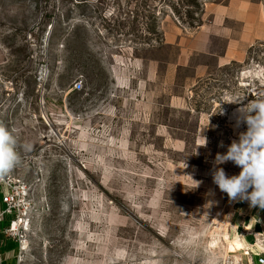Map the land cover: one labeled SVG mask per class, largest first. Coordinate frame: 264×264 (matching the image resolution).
Listing matches in <instances>:
<instances>
[{"label": "rangeland", "instance_id": "rangeland-1", "mask_svg": "<svg viewBox=\"0 0 264 264\" xmlns=\"http://www.w3.org/2000/svg\"><path fill=\"white\" fill-rule=\"evenodd\" d=\"M216 3L227 0H0V124L31 194L24 264L242 263L228 246L244 201L212 173L241 171L214 163L231 144L219 110L236 73L264 63V41L200 80L174 45Z\"/></svg>", "mask_w": 264, "mask_h": 264}, {"label": "crops", "instance_id": "crops-1", "mask_svg": "<svg viewBox=\"0 0 264 264\" xmlns=\"http://www.w3.org/2000/svg\"><path fill=\"white\" fill-rule=\"evenodd\" d=\"M212 5L208 15L213 16L208 23L188 37H178L174 43L177 68H191L198 80L218 76L233 64L244 65L249 52L259 49L264 41V7L261 0H227L225 4ZM5 190L0 187V212ZM243 205L250 206L245 202ZM242 207L233 214L232 227L237 237L229 241L228 249L233 252L243 250L241 264H246L259 253V248L254 246V234H264V209L257 206L243 210ZM7 223H0V251L5 261L11 259L16 263L18 244L17 249L10 248L9 243L16 242L5 234ZM236 241L242 245L239 249H234ZM246 252L249 256L245 255Z\"/></svg>", "mask_w": 264, "mask_h": 264}, {"label": "clouds", "instance_id": "clouds-1", "mask_svg": "<svg viewBox=\"0 0 264 264\" xmlns=\"http://www.w3.org/2000/svg\"><path fill=\"white\" fill-rule=\"evenodd\" d=\"M245 97V96H244ZM244 97H235L223 103L240 104ZM222 104V103H221ZM222 113V109L219 110ZM247 130L239 134L238 141L234 140L225 154H217L215 165L232 161L240 167L238 175L228 176L223 168L216 167L212 173L213 182L227 194L229 200H247L250 207L264 209V94L251 100L246 106L239 108ZM207 145V139L201 146ZM17 139L13 132L0 124V178L9 174L20 163V156L16 151ZM31 151L32 145H25ZM185 167L187 164L185 163ZM191 189L198 188L201 181L193 179ZM251 189V191H249ZM218 257L211 256L205 264H216Z\"/></svg>", "mask_w": 264, "mask_h": 264}, {"label": "built area", "instance_id": "built-area-1", "mask_svg": "<svg viewBox=\"0 0 264 264\" xmlns=\"http://www.w3.org/2000/svg\"><path fill=\"white\" fill-rule=\"evenodd\" d=\"M263 48L260 46L259 50ZM261 54L262 50H260ZM223 78L226 80L227 75ZM225 82V81H223ZM264 94V63L252 59L247 65L234 76L233 87L229 90L225 89V100L244 97L240 104L223 103V111L221 113L222 127L228 136V140L232 143L238 141L239 134L247 130L245 123H239L238 119H242L238 112L239 108L246 106L251 100L257 96ZM0 187L6 189L2 197V209L0 212V223L8 222L5 227V234L18 244V252L15 264H24V253L27 248V231L30 225L31 212L29 207L30 190L28 186L20 180H15L11 173L0 178ZM251 191V189H250ZM249 204L247 200H242ZM254 246L259 248V253L255 259L248 260L246 264H264V234H254ZM249 256V253H245ZM5 260L0 251V264H4Z\"/></svg>", "mask_w": 264, "mask_h": 264}, {"label": "bare ground", "instance_id": "bare-ground-1", "mask_svg": "<svg viewBox=\"0 0 264 264\" xmlns=\"http://www.w3.org/2000/svg\"><path fill=\"white\" fill-rule=\"evenodd\" d=\"M234 244H235L234 249H239V248L242 246L241 243L238 242V241L234 242ZM232 250H233V249H232Z\"/></svg>", "mask_w": 264, "mask_h": 264}]
</instances>
